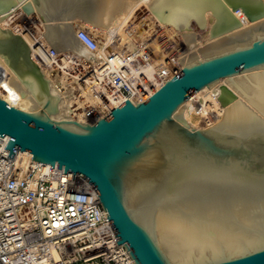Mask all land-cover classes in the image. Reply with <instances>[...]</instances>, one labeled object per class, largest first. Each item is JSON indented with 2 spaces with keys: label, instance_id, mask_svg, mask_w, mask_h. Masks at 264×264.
<instances>
[{
  "label": "water",
  "instance_id": "obj_1",
  "mask_svg": "<svg viewBox=\"0 0 264 264\" xmlns=\"http://www.w3.org/2000/svg\"><path fill=\"white\" fill-rule=\"evenodd\" d=\"M0 55L40 104L0 95L9 157L30 150L92 183L136 264H264V36L185 64L146 102L127 99L90 121L54 117L62 98L21 34L0 27ZM222 79L243 97L220 122L198 128L177 115ZM222 89L227 105L236 95Z\"/></svg>",
  "mask_w": 264,
  "mask_h": 264
},
{
  "label": "bare ground",
  "instance_id": "obj_2",
  "mask_svg": "<svg viewBox=\"0 0 264 264\" xmlns=\"http://www.w3.org/2000/svg\"><path fill=\"white\" fill-rule=\"evenodd\" d=\"M8 1L0 0V4ZM28 2L33 5L30 13L24 10ZM140 4L150 9V18L147 15L150 21L154 18L159 21L155 26L167 28L171 35L169 40L161 44L160 35H156L151 36L149 44L148 32H144L142 25L144 33H139V37L128 34L131 28L126 30L125 24ZM137 25L131 32L141 31ZM39 26L45 30L41 31ZM0 27L13 29L31 46L33 58L51 80L53 93L62 98L60 112L54 117L84 121L89 113L111 114L114 107L127 99L126 94L102 82L115 69L128 74L132 80L137 77L156 79L159 66L166 58L183 66L248 45L264 36V0H15L13 7L0 14ZM81 29L98 42L96 50L89 49L80 40ZM201 29L204 31L197 32ZM108 44L116 50L111 55ZM89 76L93 78L91 81L87 80ZM223 86L236 95L227 105L221 101ZM0 95L12 105L27 110L40 108L35 96L2 55ZM242 97L222 79L191 95L177 115H184L193 127L196 126L192 121L194 114L206 117L208 125L217 124L223 119L226 108ZM9 139L10 136H0V140ZM25 152L33 154L30 150Z\"/></svg>",
  "mask_w": 264,
  "mask_h": 264
},
{
  "label": "built area",
  "instance_id": "obj_3",
  "mask_svg": "<svg viewBox=\"0 0 264 264\" xmlns=\"http://www.w3.org/2000/svg\"><path fill=\"white\" fill-rule=\"evenodd\" d=\"M78 34L89 49L99 47L86 30ZM182 68L166 58L156 79L132 80L115 69L102 82L134 103L146 102ZM97 116L89 113L84 121ZM7 144L0 140V264H136L118 243L92 183L80 174L65 173L64 167L35 161L23 150L12 159Z\"/></svg>",
  "mask_w": 264,
  "mask_h": 264
},
{
  "label": "rangeland",
  "instance_id": "obj_4",
  "mask_svg": "<svg viewBox=\"0 0 264 264\" xmlns=\"http://www.w3.org/2000/svg\"><path fill=\"white\" fill-rule=\"evenodd\" d=\"M143 4H140L139 6H140V9H139V6H137L136 7V9L138 10V11H136V9H135V12H134V14H132V16L130 17V19H129V23L127 22V24H125L126 26H125V29L127 30H129L130 28V30H129V32H128V34H130V33H132L133 34V36L134 37H139V35L141 34V33H144V32H148V37L147 38H149V44H151L152 42V37L153 38H155L156 37V35L157 36H159L160 35V38L159 39H161L160 40V43L161 44H163L164 42H166L167 40H169V38H170V32L167 30V28H160V27H158V26H155V23L156 24H158L159 23V21L156 19V18H154V19H151V21H150V16L151 15H148V14H150V11H148V10H150V9H148V7L147 6H145V5H143ZM145 9H147L146 11H143V10H145ZM139 12V13H138ZM143 12V13H142ZM149 12V13H148ZM136 13V14H135ZM142 13V14H141ZM144 13H146V14H144ZM133 15L136 17V18H134L133 17ZM141 15V16H140ZM143 15V16H142ZM147 15H148V17H147ZM139 16V17H138ZM143 17L145 18L144 20H143ZM138 18V19H137ZM137 19V20H136ZM139 19H141V20H139ZM143 20V21H142ZM149 20V21H148ZM154 20H156L155 22H153ZM133 21V22H132ZM138 21V22H137ZM145 21V22H144ZM147 21V22H146ZM144 22V23H143ZM149 22V23H148ZM140 23V24H139ZM149 24V25H147V24ZM153 24L152 26H151V24ZM137 24H139V25H137ZM129 25V26H128ZM136 25H137V27L139 26L140 28H138V31L139 30H141V31H139V32H137V31H135V33H138L137 35L135 34V33H133V32H131V30L133 31V30H136L137 28H136ZM141 25H142V27L145 29H143L142 27H141ZM147 25V26H146ZM150 26V27H149ZM153 26H155V27H153ZM42 29H41V28ZM132 27L134 28V29H132ZM153 27V28H152ZM158 27V28H157ZM162 27V26H161ZM39 28L41 29V31L43 30H45V27L43 28V26H39ZM158 30H157V29ZM159 28H160V31H159ZM144 30V32H143V30ZM157 31H156V30ZM85 30V29H84ZM204 31V29H201V30H198L197 32H203ZM153 32V33H152ZM156 34H155V33ZM166 32V33H165ZM168 32V33H167ZM140 33V34H139ZM159 33V34H158ZM170 35V36H169ZM152 36V37H151ZM130 37H132V36H130ZM169 37V38H168ZM163 38V39H162ZM166 39V40H165ZM149 44H147V45H149ZM146 45V46H147ZM136 49V48H135ZM148 49H149V47H148ZM107 50H108V52L109 51H111V52H115L116 50H114V47H113V45H111V44H108L107 45ZM147 50V49H146ZM134 51V50H133ZM81 65V64H80ZM84 105V104H83ZM85 105H88V104H85ZM192 121L196 124V126L195 127H207V126H210V125H208L209 124V121H207V118L206 117H204L203 115H199V114H194L193 116H192Z\"/></svg>",
  "mask_w": 264,
  "mask_h": 264
}]
</instances>
